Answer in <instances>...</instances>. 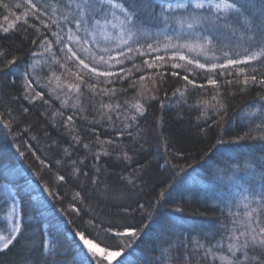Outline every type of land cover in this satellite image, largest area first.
I'll return each instance as SVG.
<instances>
[{
  "label": "trees",
  "instance_id": "16d2710c",
  "mask_svg": "<svg viewBox=\"0 0 264 264\" xmlns=\"http://www.w3.org/2000/svg\"><path fill=\"white\" fill-rule=\"evenodd\" d=\"M7 2L15 4L21 0ZM12 11L20 14L23 9L13 8ZM7 14L0 8V24L4 23L3 17ZM34 38L30 29L12 31L6 37L0 34V48L10 58L17 59L13 66L15 75L3 77L0 73V114L4 121L9 119L8 113L15 118L11 132L0 123V186L8 185L13 190L20 202L19 211L23 209L25 226L19 243L6 254L0 253V264H81L87 251L74 235L76 228L99 246L107 244V250L122 253L111 264H187L193 251L191 240L226 243L227 229L233 227L232 220L240 219L229 216L228 212H243L236 180L229 178L232 176L231 165L233 161L243 165L249 149H259V143L254 140L240 144L230 141L248 131L253 122H259L254 113L264 105V99H261L264 89L251 87L247 92L232 89L223 100L226 112L216 115L209 109V118L198 121L201 109L193 105L201 96L200 90L190 87L188 103H184L172 94L173 89L184 82L168 76L164 86L155 93L158 99L146 101L145 114L127 129L122 113L112 114L114 127L107 120L88 123L99 117L92 109L93 102L82 97L81 104L86 109L82 115L87 120L81 118L76 109L63 111L65 117L75 115L78 134L83 143L90 144V149H84L82 144L72 141V135L77 133L70 134L69 129L62 126V118L52 115L60 108V101L45 96L50 104L40 100L30 103L21 96L22 73L30 71L34 61L41 63L33 75L42 77L48 71L43 63L46 57L32 54L42 51L31 43ZM260 70L264 71V68ZM140 75L135 73L134 78ZM114 87L128 89L126 93H118L120 103L135 98L136 89L128 88V81ZM104 99L109 102L107 97ZM24 108L28 111L24 112ZM118 115L120 119H116ZM201 125L206 128L207 135L198 130ZM93 128L101 140L110 138L114 141V145L108 146L111 155L99 158L93 155V151H101L91 131ZM221 137L225 143L217 144ZM64 148L72 152L71 158L64 155ZM121 149L132 156L131 162L120 158ZM255 155L261 153L257 151ZM58 159L63 163L57 164ZM70 159L84 161L79 166L81 174H71ZM134 171L137 186L132 188L121 177H129ZM59 174L65 176L64 182L54 180ZM235 175L244 184L240 178L247 179L245 173ZM45 186L50 187L57 198L48 196L43 191ZM76 192L81 194L80 200L73 201ZM161 192L165 193L163 198H160ZM140 204L145 205L144 212L138 210ZM70 205L79 208V215L65 211ZM5 207L0 195V226L4 225L1 215ZM178 207L183 211L177 212ZM122 208H130L126 223L139 225L143 220L148 224L139 239L125 238L124 243H120L100 231L97 222L120 215ZM148 212L151 216L144 219ZM69 220L75 223L70 224ZM89 220L97 224L95 229L88 224ZM42 237L47 251L41 250ZM192 264H202L200 255L192 258ZM216 264L220 262L216 261Z\"/></svg>",
  "mask_w": 264,
  "mask_h": 264
},
{
  "label": "snow or ice",
  "instance_id": "6c2138e0",
  "mask_svg": "<svg viewBox=\"0 0 264 264\" xmlns=\"http://www.w3.org/2000/svg\"><path fill=\"white\" fill-rule=\"evenodd\" d=\"M0 8L8 13L3 17L4 23L0 24V34L6 37L12 31L30 29L35 37L31 43L42 49L32 54L46 57L43 63L48 71L42 77L32 74L37 72L40 60L30 65V71L22 73V98L30 103L40 100L50 104L45 96L60 101V108L52 115L62 118V126L68 128L70 134L77 133L72 135V141L82 144L84 149H90V144L83 143L78 134L75 115L65 117L63 111L76 109L81 118L87 120L82 115L86 111L81 104L82 97L93 102L92 109L99 117L88 123L107 120L114 127L112 114L122 113L124 128L127 129L145 114L146 101L158 99L155 93L164 86L168 76L178 77L184 82L172 92L184 103H188L190 87L200 90L201 96L193 105L201 109L198 121L209 118V109L216 115L226 112L223 100L232 89L239 92H247L251 87L264 89V71L260 70L264 68V0H21L15 4L0 0ZM13 8L23 11L16 14ZM129 63L131 66H126ZM16 64L17 59L14 56L10 58L0 48V73L3 77L15 75L13 66ZM135 73L141 75L134 78ZM124 81H128V88L136 89V95L120 103L118 93H126L128 89H117L114 85ZM12 83L15 85L16 81ZM105 97L109 102H105ZM114 99L115 103L110 102ZM2 115L0 123L11 132L15 118L8 113L9 119L4 121ZM254 115H258L259 122H253L248 131L230 141L234 144L246 140L259 143V149H249L243 165L233 161L230 168L232 176L229 178L236 180L243 212L229 211L228 215L240 219L232 220L233 227L227 229L226 243L191 240L193 251L187 264H192L196 255H200L202 264H216V261L220 264H264V105L256 109ZM120 118L116 116V119ZM198 130L207 135L204 126ZM91 131L101 148L100 152L93 151V155L97 158L111 155L108 146L114 145V141L110 138L101 140L95 128ZM223 143V137L217 140V144ZM257 151L261 155L256 156ZM63 153L72 157L69 148H64ZM120 158L132 161V156L122 149ZM69 162L71 174H81L79 166L84 161L70 159ZM40 163L44 165L43 160ZM56 163L63 162L58 159ZM172 166L177 167L175 164ZM238 172L245 173L247 179L240 178L244 184L236 179ZM136 177L134 171L131 176L121 179L135 188ZM54 180L64 182L65 176L56 175ZM92 182L97 183L95 179ZM43 191L57 198L50 187L45 186ZM80 195L76 192L72 200H80ZM164 195L161 192L160 198ZM9 199L11 206L5 217L7 224L0 226V253L4 254L19 243L25 227L22 223L23 209L18 212L20 202L15 194ZM138 210L144 212L145 205H138ZM65 211L77 215L80 212L72 205ZM128 211L130 208H122L120 215L97 222L100 231L120 243H124L125 238L139 239L149 226L143 220L139 225L126 223ZM176 211L183 210L178 207ZM150 216L151 212H148L144 219ZM68 223L75 222L69 220ZM88 224L94 229L97 227L91 220ZM74 235L87 249L81 264H103L104 261L111 264L113 258L122 254L107 250V244L101 247L94 243L79 228L75 229ZM41 250H48L43 237Z\"/></svg>",
  "mask_w": 264,
  "mask_h": 264
},
{
  "label": "rangeland",
  "instance_id": "374dc122",
  "mask_svg": "<svg viewBox=\"0 0 264 264\" xmlns=\"http://www.w3.org/2000/svg\"><path fill=\"white\" fill-rule=\"evenodd\" d=\"M13 194H14V192H13V190L10 188V186L2 185V186L0 187V195H1L3 201H4L5 205H6V207H5V209H4V212H3V214L1 215V220L3 221L4 225L7 224V220H6L5 217H6V213H7L8 209H9V207L11 206V201H10L9 197H10L11 195H13ZM17 200H18V199H17ZM18 212H19V208H18ZM81 244H82V243H81ZM82 247H83V245H82ZM84 249H85V248H84ZM85 250L87 251V249H85ZM116 258H118V257L113 258L112 261H114ZM112 261H111V262H112Z\"/></svg>",
  "mask_w": 264,
  "mask_h": 264
}]
</instances>
